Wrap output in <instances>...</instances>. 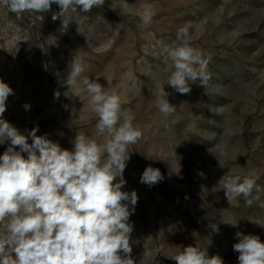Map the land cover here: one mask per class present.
<instances>
[{
  "label": "rangeland",
  "instance_id": "rangeland-1",
  "mask_svg": "<svg viewBox=\"0 0 264 264\" xmlns=\"http://www.w3.org/2000/svg\"><path fill=\"white\" fill-rule=\"evenodd\" d=\"M145 5L156 12L149 25L140 19ZM59 11L53 4L17 17L0 7V80L13 89L3 119L25 135L38 128L37 135L64 149H72L77 134L104 143L89 97L81 100L76 87L65 85L69 66L81 62L80 87L83 77H99L143 133L129 146L123 172L122 190L138 195L129 219L134 264H176L171 257L189 245L239 264L237 231L264 242V0H105L53 21ZM189 23L203 26L191 44L210 58L209 79L205 87L189 81L191 91L180 94L166 84L164 59ZM161 85L175 107L168 116L155 106ZM7 147L0 144V155ZM147 167L163 179L141 183ZM253 171L251 195L230 203L219 179Z\"/></svg>",
  "mask_w": 264,
  "mask_h": 264
},
{
  "label": "clouds",
  "instance_id": "clouds-1",
  "mask_svg": "<svg viewBox=\"0 0 264 264\" xmlns=\"http://www.w3.org/2000/svg\"><path fill=\"white\" fill-rule=\"evenodd\" d=\"M53 4L60 11L53 13L52 20L63 17L65 21L69 12H90L103 7L105 0H0V7L17 17L25 12H48ZM155 15L145 5L140 19L149 25ZM202 33L200 24L182 26L166 51L164 63L170 73L166 84L180 94L191 91L189 81L205 87L209 79L210 58L191 44ZM83 72V64L73 62L65 85L76 87L77 97H89L98 117L96 136L106 133L108 139L101 144L77 134L71 150L37 135L38 128L25 135L3 119L13 89L0 80V144L8 143L0 155V264H134L129 219L138 195L134 190H122L126 184L123 172L129 146L143 133L134 127L131 110L122 108L118 94L104 87L99 77H83L80 87ZM164 85L157 88L155 106L168 116L175 107L168 102ZM118 176L119 182L114 183ZM257 178L255 171L244 178L227 173L218 185L231 203L241 195L250 196ZM162 179L159 169L147 167L140 182L152 186ZM235 236L238 242L233 250L239 253V264H264V242L258 235L237 231ZM171 259L176 264H223L219 255L209 256L207 249L193 245L183 247Z\"/></svg>",
  "mask_w": 264,
  "mask_h": 264
}]
</instances>
